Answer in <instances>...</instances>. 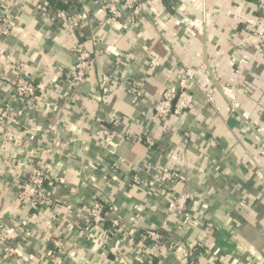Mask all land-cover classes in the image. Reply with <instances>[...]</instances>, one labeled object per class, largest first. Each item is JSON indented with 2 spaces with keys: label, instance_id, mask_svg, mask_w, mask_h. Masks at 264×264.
I'll use <instances>...</instances> for the list:
<instances>
[{
  "label": "crops",
  "instance_id": "crops-1",
  "mask_svg": "<svg viewBox=\"0 0 264 264\" xmlns=\"http://www.w3.org/2000/svg\"><path fill=\"white\" fill-rule=\"evenodd\" d=\"M142 1L133 26L108 11L120 0H84L85 18L68 31L40 7L72 11L71 0H0V19L10 15L0 37V113H10L0 123V235L11 233L16 249L11 257L0 245V264H264V42L245 34L264 33V0ZM77 48L95 63L70 95ZM198 66L193 107L155 120L164 85ZM18 68L35 85V102L16 99ZM103 73L111 78L105 96ZM232 100L239 109L231 114ZM163 165L177 177L173 189L150 178ZM40 166L59 203L26 215L18 186ZM181 192L191 195L184 213L169 214L167 202ZM95 197L119 220L114 236L108 223L86 220ZM150 229L163 240L136 254L133 244ZM53 234L63 242L55 253Z\"/></svg>",
  "mask_w": 264,
  "mask_h": 264
},
{
  "label": "built area",
  "instance_id": "built-area-1",
  "mask_svg": "<svg viewBox=\"0 0 264 264\" xmlns=\"http://www.w3.org/2000/svg\"><path fill=\"white\" fill-rule=\"evenodd\" d=\"M72 4L76 6L75 9H61L53 8L50 6H41L40 11L48 17V19H60L64 21L65 28L70 31L81 25V21L85 18L86 12L79 6L83 5L84 0H71ZM144 1L142 0H120L118 4L120 8L126 12L127 18H129L130 24L134 26L135 21L141 16ZM147 4L151 3V0L146 1ZM108 11L116 18L121 17V11L114 4L108 6ZM10 15L4 14L0 19V37L9 34ZM246 36L250 38L252 44H259L264 42V33L257 31H247ZM75 63L73 65L70 76L67 79L70 88V95H72L76 88L80 87L86 80L87 70L95 63V58L88 50L77 48L74 50ZM202 66L198 67H184L185 78H179L177 84L179 87L178 93L175 91L174 84L164 85L159 97L153 104V118L157 121H167L170 115L180 116L185 111L191 109L194 105L193 95L188 91L189 81L196 79L202 73ZM18 68L13 71L12 77V89L17 100H20L22 104H28L29 102H35L36 97L35 85L31 80L23 75V72ZM148 75H151L153 70L151 67L145 69ZM238 67L235 69L237 73ZM111 78L108 74L103 73L99 80V90L102 96H105L109 92ZM204 92V99L216 111L220 110V107L216 104L214 95L212 92L204 88H200ZM239 109V103L236 100H232L229 104L230 113H235ZM8 108L0 113V123L5 119H9ZM153 183L163 187L164 189H173L174 183L177 179L175 173L170 169L168 165H163L160 169L154 171L150 175ZM131 181L135 184L142 183L141 177L137 174L131 176ZM53 179L47 173L43 167L34 169L26 178H24L18 186L17 200L20 207L28 215L29 212H39L44 208L56 206L59 200L53 196L52 193ZM191 198L189 193H178L173 199L169 200L166 205V211L169 214L181 215L184 213L187 205V201ZM84 214L89 225L102 226L108 223L112 229V235L117 233V229L120 226L119 220L116 217L111 216L109 208L99 197H95L91 201V204L84 209ZM29 225L28 219L22 218L19 221V226L25 230ZM28 231V230H27ZM11 233H5L0 235V245L2 247L3 254L14 257L16 255V249L13 244V240L10 236ZM164 236L159 230H147L145 231L138 241L133 244V249L136 254L144 249L146 241H150L153 244H159L163 240ZM51 251H56L63 248V242L59 235L53 234L50 238ZM151 260V259H150ZM149 260V264H153ZM120 263V261L118 260ZM217 264V263H213Z\"/></svg>",
  "mask_w": 264,
  "mask_h": 264
},
{
  "label": "water",
  "instance_id": "water-1",
  "mask_svg": "<svg viewBox=\"0 0 264 264\" xmlns=\"http://www.w3.org/2000/svg\"><path fill=\"white\" fill-rule=\"evenodd\" d=\"M116 6H117L118 9L121 11V13L124 15V17L127 18L126 12L120 8V5L117 3ZM180 78H185L184 71H183V75H182V77H180ZM189 82H190V81H189ZM175 91H176L177 93H178V91H179L178 84L175 85Z\"/></svg>",
  "mask_w": 264,
  "mask_h": 264
},
{
  "label": "trees",
  "instance_id": "trees-1",
  "mask_svg": "<svg viewBox=\"0 0 264 264\" xmlns=\"http://www.w3.org/2000/svg\"><path fill=\"white\" fill-rule=\"evenodd\" d=\"M67 5V4H66ZM66 5H63V4H58L57 6H59V7H64V6H66ZM68 8H69V6H68ZM68 8H66V9H68Z\"/></svg>",
  "mask_w": 264,
  "mask_h": 264
}]
</instances>
